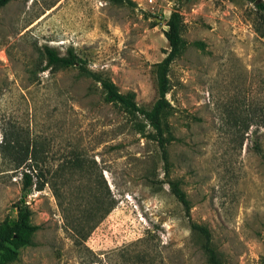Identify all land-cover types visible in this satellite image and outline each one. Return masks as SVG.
I'll use <instances>...</instances> for the list:
<instances>
[{
	"label": "rangeland",
	"instance_id": "rangeland-1",
	"mask_svg": "<svg viewBox=\"0 0 264 264\" xmlns=\"http://www.w3.org/2000/svg\"><path fill=\"white\" fill-rule=\"evenodd\" d=\"M132 1L10 0L0 8V228L20 209L37 227L31 246L0 244V263L208 264L173 181L223 264H264L262 17L246 0ZM175 10L181 47L168 72L166 171L142 117L107 102L75 67L41 69L45 47L71 50L150 110ZM4 139L17 151L4 153ZM28 147L33 157L14 169ZM75 156L80 167L68 168ZM23 173L56 190L24 187ZM103 197L114 207L102 219Z\"/></svg>",
	"mask_w": 264,
	"mask_h": 264
},
{
	"label": "trees",
	"instance_id": "trees-1",
	"mask_svg": "<svg viewBox=\"0 0 264 264\" xmlns=\"http://www.w3.org/2000/svg\"><path fill=\"white\" fill-rule=\"evenodd\" d=\"M110 2L125 4L129 7H136V4L132 0H108ZM185 0H179L178 4L183 3ZM252 4L256 11L260 14L264 24V1L263 0H246ZM10 2V0H0V8L4 7ZM165 38L169 45V51L166 53V57L156 65L157 71V83H158V93L159 98L153 105L150 110H144L139 108L129 96L122 95L115 84L108 78L99 77L92 72L88 71L84 67V61L77 57L73 51H68L65 56H61L58 52L50 47L44 48V55L46 58V65L42 67L41 71L57 67H75L85 73L86 76L92 78L98 82L104 92L105 100L109 103H115L121 105L124 109L134 114L135 116H140L151 128V138L157 144V147L160 149L161 158L164 162L165 170L167 171L168 156L166 150L167 138L165 137V131L163 126V116L165 111L169 108V102L166 98V95L169 91V81H168V72L171 66V63L176 58L180 47H181V15L179 10H175L171 13L169 20L167 21V31L165 32ZM251 123L247 125L249 128ZM136 131L140 134H144L145 125L135 123ZM7 139H4L2 142V148L4 153H11V150H16L14 144ZM17 151V150H16ZM258 153L260 154L263 162L264 155L261 153V150L258 148ZM19 157L14 159V169L18 170L24 168V162L28 160V156L33 157L34 151L25 148L23 150H18ZM81 161L77 156L69 162L67 165L68 168H77L80 167ZM65 168V167H64ZM35 170V165L32 166V171ZM30 175V173H23L24 177V187L31 188L35 187L37 190H42L46 184L52 186L53 190L54 183L52 181L43 178L41 179L39 175ZM43 176V175H42ZM35 178V180L33 179ZM170 190L172 195L176 200L183 206L186 213V217L190 223V230L198 234L203 239L202 251L207 257L208 264H223L219 259L216 251L211 245V233L209 229L205 226L198 225L192 222L190 217V206L186 198L185 193L181 190L177 182H169ZM58 196V195H57ZM114 207V201L110 197L102 198V219L109 214V212ZM30 212L28 210H19L17 222L11 225H5L0 228V244L5 245L7 243L13 244L16 247L22 246H31L32 245V235L37 230V227L29 224L28 218ZM1 264V263H0Z\"/></svg>",
	"mask_w": 264,
	"mask_h": 264
}]
</instances>
